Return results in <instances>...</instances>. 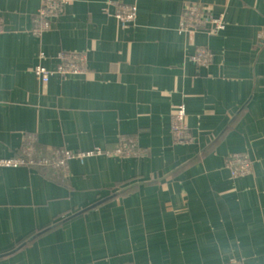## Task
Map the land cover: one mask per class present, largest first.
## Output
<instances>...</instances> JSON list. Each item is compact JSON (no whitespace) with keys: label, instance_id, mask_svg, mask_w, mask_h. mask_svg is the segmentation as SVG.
<instances>
[{"label":"crops","instance_id":"0c3cea01","mask_svg":"<svg viewBox=\"0 0 264 264\" xmlns=\"http://www.w3.org/2000/svg\"><path fill=\"white\" fill-rule=\"evenodd\" d=\"M42 2L0 0V159L72 156L68 171L0 163V264H264V0H69L39 36ZM191 4L224 27L185 28ZM63 52L88 74L35 78ZM182 102L189 143L173 139ZM124 136L136 155L80 154ZM236 152L251 173L233 176Z\"/></svg>","mask_w":264,"mask_h":264},{"label":"built area","instance_id":"2783aa9c","mask_svg":"<svg viewBox=\"0 0 264 264\" xmlns=\"http://www.w3.org/2000/svg\"><path fill=\"white\" fill-rule=\"evenodd\" d=\"M69 3V0H43L42 5L37 10L35 19L34 32L37 35L44 34L45 31L52 27L53 18L56 17ZM138 6L135 4L121 5L118 9L117 16L123 24L131 23L136 20L138 15ZM213 23L215 25L214 32L224 27L223 18L214 17L212 14L207 15L203 7L198 4H191L184 13L183 26L185 28H194L198 24ZM3 29V19L0 18V31ZM213 53L206 47H199L196 54V60L199 64H207L213 59ZM89 64L88 57L85 53L78 52H63L61 53V62L55 68H49L42 63H38L34 67V76L36 79L47 82L55 73L62 75L69 74H88ZM172 131L174 140L179 143H189L195 140V136L191 131L187 120V105L182 102L178 105L173 116ZM122 143L113 150H106L100 144L94 148L81 152L82 155H91L94 153H113V154H128L136 155L138 146L136 140L132 136H124ZM32 144L26 148V152L31 154ZM36 151V150H35ZM49 152L41 153L39 156L32 155L30 159L24 156L11 158L8 160L0 159L3 164H22L28 161L36 162V164L45 167L60 168L68 171V159L72 156L69 150H59L49 148ZM228 164L231 172L235 177H241L249 174L253 170V162L250 156L244 152H236L228 158Z\"/></svg>","mask_w":264,"mask_h":264},{"label":"trees","instance_id":"16d2710c","mask_svg":"<svg viewBox=\"0 0 264 264\" xmlns=\"http://www.w3.org/2000/svg\"><path fill=\"white\" fill-rule=\"evenodd\" d=\"M35 147H36V153H35L36 156H39V154H41V153H47V152H49L48 151L49 150V147L42 146V145H40L38 143L35 144Z\"/></svg>","mask_w":264,"mask_h":264},{"label":"rangeland","instance_id":"374dc122","mask_svg":"<svg viewBox=\"0 0 264 264\" xmlns=\"http://www.w3.org/2000/svg\"><path fill=\"white\" fill-rule=\"evenodd\" d=\"M173 139H174V136H173ZM120 145V144H119ZM115 149V148H114ZM68 165H69V159H68Z\"/></svg>","mask_w":264,"mask_h":264}]
</instances>
